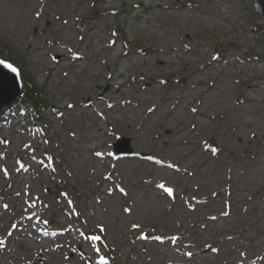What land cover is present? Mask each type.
<instances>
[{
    "label": "rangeland",
    "instance_id": "374dc122",
    "mask_svg": "<svg viewBox=\"0 0 264 264\" xmlns=\"http://www.w3.org/2000/svg\"><path fill=\"white\" fill-rule=\"evenodd\" d=\"M216 6L228 21L206 14ZM203 19L220 25L196 28ZM189 38L198 54L184 49ZM179 54L189 66L174 63ZM0 58L43 106L0 109V264H264L263 154L254 166L264 140L252 153L235 148L230 163L209 157L230 143V122L264 128L256 0H0ZM207 61L223 71L211 97L191 76ZM210 75L200 77L209 85ZM236 96L251 100L240 113ZM122 139L128 155L114 152ZM224 171L240 173L236 199L220 193L229 184L212 190ZM253 172L255 184H241ZM16 187L31 225L12 214ZM13 219L25 237L6 229ZM150 233L178 237L158 245Z\"/></svg>",
    "mask_w": 264,
    "mask_h": 264
},
{
    "label": "bare ground",
    "instance_id": "6f19581e",
    "mask_svg": "<svg viewBox=\"0 0 264 264\" xmlns=\"http://www.w3.org/2000/svg\"><path fill=\"white\" fill-rule=\"evenodd\" d=\"M60 3V0H57V4ZM218 4V3H217ZM206 11V10H204ZM215 14L217 15L216 18L219 19L221 22H225V21H228V18L226 17L225 14H223L222 12H220L218 10V7L216 6L212 12H206V14ZM205 13H203L204 15ZM196 22V21H195ZM209 25H213V26H216V27H219L220 24H216L215 22H208L207 20L205 21V19L203 20H199V23H197V25L195 26L196 28L200 27L201 29H205L207 26ZM218 25V26H217ZM194 27V28H195ZM95 28V23L93 24L92 28H91V31ZM215 29V27H214ZM180 34L184 33L187 29H185L184 27H180ZM246 40H250L248 38V36H245L244 39L242 41H240V39H237L236 42H234L233 44L236 45V46H240V43H246ZM190 41V43L188 42ZM192 44V39H188L186 41H184V49H186V51H189V52H192V53H195V54H198V50H196V46H193L191 45ZM142 53H146L149 48H142L140 49ZM152 53L154 52H158L157 49H152ZM171 50L173 51H177V52H180V53H185L183 49H180L179 47H174V48H171ZM32 53V51H30ZM164 53V52H161V54ZM174 55V54H173ZM67 56V55H66ZM177 56V59L178 61H174V63H179L180 65L184 64L185 66H189L190 63H191V60L188 59V58H185L182 54H179L176 55ZM257 58H260L257 56ZM35 63L37 64H40V62L38 61L37 58H35L34 60ZM167 62H170V61H167ZM262 65V64H261ZM216 65L213 64L211 61H207L205 63V65H202L200 67H197V69H195V71H191V76L192 75H195L193 76V83L196 84L197 87L201 88V90L203 91L202 94L205 95V97H211V94L214 93V90H215V86H218V79H219V76L222 74L220 72H223L222 69H216L215 67ZM254 71L258 72V75L255 76V81H256V84L259 85V88H260V91L261 92H264V65H262V67H260V69L256 70L257 67H254L253 68ZM210 72V75L211 77L209 78L208 82H209V85L207 84V81L203 78V77H200L201 76V72ZM195 73V74H194ZM54 75V74H53ZM53 75L50 76V79L53 77ZM176 75V73H175ZM183 77L186 79H192V78H189L187 77L186 75H183ZM223 77H228V75L224 74ZM173 79V78H171ZM215 80H217V85L215 84V86L212 88V82L215 83ZM193 83L191 85H193ZM246 88H248L250 85H247L248 83L247 82H242ZM56 84L58 85V83L56 82ZM61 84V83H60ZM195 87V86H193ZM153 94L151 96H155V92H152ZM249 103L251 102V100L249 98H246V97H243V96H236V107L237 110H238V113L242 112L243 111V104L245 103ZM152 103V100H147L145 104H147V106H152L149 108L148 112H152L155 108L154 105L151 104ZM250 107L248 108V111H249ZM117 111H119V108L116 109ZM124 110H127L126 108H124ZM199 110L197 109L196 112H198ZM247 111V112H248ZM202 116H205L207 117V114L205 115H202ZM264 117V115H263ZM253 126V122L251 120H243L242 118H239L237 119L235 122H230L228 125H227V128H224L222 132H224L222 134V136H224L225 138L228 139V141L230 143H225V147L224 148H220V149H216V150H212L211 153H209V157L211 159H217L219 156L221 157L222 155H225L223 157V160L230 163L229 162V158H232V156H235L234 152H235V148H242V153H246V152H249L248 150H250L253 145L255 144H258L259 145H262V141L264 140V128H263V131H257L255 130L254 128H252ZM246 129V133L243 134L242 133V130ZM27 146L30 145L29 142L26 143ZM263 148V147H261ZM249 153H252L251 151ZM263 154L264 156V151L263 150H260L259 152L256 153V155L254 156V158L256 159L255 161V165L256 167H260L262 162L260 161L261 159L259 158L261 155ZM160 164V163H159ZM227 164H225L226 166ZM253 164L251 165H248L246 167H244V171H242L241 173L242 174H246V170H249V168H251ZM171 167H177V165H174L171 163ZM178 169V168H177ZM225 169V168H224ZM227 170L231 169L230 166L228 165ZM179 170V169H178ZM232 170V169H231ZM263 171V170H262ZM184 172H187L186 170ZM224 177H221L219 178L216 183L214 184V186L212 187V190L214 189H219V191L221 190L222 187H225V184H229V186L225 187V189L220 193L223 194L226 196L227 199H236L238 198L239 196V193L237 190H234L235 187H239L240 190H244L245 187L243 186H239V175L240 173L236 176H233L232 177V174H229L227 173L226 171H224ZM250 172V171H249ZM257 172H260V171H257ZM257 172H253L252 174H250L249 178L246 179L244 178V180L241 178L240 180L241 181V184L243 182H245L246 184H255L256 182V178L255 176L257 175ZM189 174V173H187ZM19 176H17V178H19ZM242 177V176H241ZM111 182H114L115 180L114 179H110ZM115 182H119V179H116ZM222 186V187H221ZM235 186V187H234ZM184 189H188V187H184ZM200 191H197V192H201L202 194H205L203 191L205 190V188H202V189H199ZM121 191V190H120ZM12 192H14V205H13V208L11 210H13L14 213L10 212L13 214L14 217L18 216V215H21L22 219L24 222H25V226L27 225H31L30 223V219L28 220V218L30 217H25V213H28L30 211V209H21L18 207V198L17 197H20L19 195V189L18 187L16 188H13L12 189ZM189 195H190V191H189ZM194 197V196H192ZM205 202V201H204ZM35 217V216H34ZM200 220V219H199ZM10 234H17V235H20L21 237H25L26 235V228L23 226V227H20V225H17L15 220L13 219L12 220V224L6 228ZM151 234V233H150ZM179 235H181L182 237L184 236V233H178ZM49 236L52 235V232L48 233ZM44 236V235H43ZM165 235H157V234H151V239L154 240L153 242H155L156 244H165L167 245L168 244V239L167 238H177L178 236H171V237H164ZM159 238V239H157ZM194 244V240H190L188 241L185 245L188 246V247H192ZM161 246V245H160ZM160 251H162V249L160 250H153V252H155L156 254ZM186 252V251H184ZM186 257H189L188 259H190L192 256L191 254H186ZM172 264L174 262H171ZM167 264V263H165ZM174 264H182V262L180 261H176Z\"/></svg>",
    "mask_w": 264,
    "mask_h": 264
},
{
    "label": "water",
    "instance_id": "95a60500",
    "mask_svg": "<svg viewBox=\"0 0 264 264\" xmlns=\"http://www.w3.org/2000/svg\"><path fill=\"white\" fill-rule=\"evenodd\" d=\"M261 8L262 14L264 16V0H256ZM0 109L3 106H7L14 102L22 94V83L20 81V75L18 70L9 62L0 58ZM11 65L12 67H7ZM15 69L13 71L12 69ZM127 139H122L114 145V152L119 155H128L130 149L127 145ZM94 264H100L97 261Z\"/></svg>",
    "mask_w": 264,
    "mask_h": 264
},
{
    "label": "trees",
    "instance_id": "16d2710c",
    "mask_svg": "<svg viewBox=\"0 0 264 264\" xmlns=\"http://www.w3.org/2000/svg\"><path fill=\"white\" fill-rule=\"evenodd\" d=\"M25 84L26 86L21 96L6 108L8 111L17 108L20 109L21 112H26L27 108H33L36 112H39L43 108L38 90L32 86V82L29 80V84H27V81ZM2 111H4V109L0 112Z\"/></svg>",
    "mask_w": 264,
    "mask_h": 264
},
{
    "label": "snow or ice",
    "instance_id": "6c2138e0",
    "mask_svg": "<svg viewBox=\"0 0 264 264\" xmlns=\"http://www.w3.org/2000/svg\"><path fill=\"white\" fill-rule=\"evenodd\" d=\"M0 63H2V61H0ZM7 67H12L11 65H7ZM13 71H15V69L13 68L12 69ZM169 191H171V190H169ZM92 239H99L98 237H93ZM157 239H159V238H157ZM173 239H175V238H173ZM100 264H107V261L103 258V257H101L100 258Z\"/></svg>",
    "mask_w": 264,
    "mask_h": 264
}]
</instances>
